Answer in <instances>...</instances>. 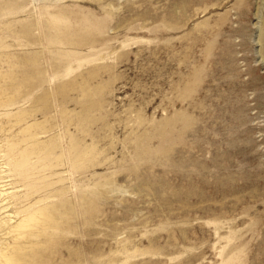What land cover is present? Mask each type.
Listing matches in <instances>:
<instances>
[{
	"label": "rangeland",
	"instance_id": "obj_1",
	"mask_svg": "<svg viewBox=\"0 0 264 264\" xmlns=\"http://www.w3.org/2000/svg\"><path fill=\"white\" fill-rule=\"evenodd\" d=\"M43 209L54 227L25 234ZM17 246L264 264V0H0V251Z\"/></svg>",
	"mask_w": 264,
	"mask_h": 264
},
{
	"label": "bare ground",
	"instance_id": "obj_2",
	"mask_svg": "<svg viewBox=\"0 0 264 264\" xmlns=\"http://www.w3.org/2000/svg\"><path fill=\"white\" fill-rule=\"evenodd\" d=\"M229 66V65H228ZM190 100V99H189ZM227 103V102H226ZM234 103V102H233ZM221 104V103H220ZM230 104V103H229ZM227 106V105H226ZM237 106V105H236ZM233 107V106H232ZM204 109V108H203ZM234 109V108H233ZM205 112V111H204ZM213 112V111H212ZM217 112V110H216ZM236 112H239V111H236ZM238 114V113H237ZM234 115V114H233ZM190 116V115H189ZM213 116V115H212ZM231 116V115H230ZM235 117V116H234ZM190 118V117H189ZM209 118V117H208ZM214 119V118H213ZM229 118H227L228 120ZM237 122H241V119L239 116L236 115V118ZM216 120V119H215ZM223 120V118H222ZM221 121V120H220ZM219 121V122H220ZM192 122V121H191ZM222 122V121H221ZM216 123V122H215ZM236 123V122H235ZM194 124V123H193ZM221 124V123H220ZM223 124H221L222 126ZM226 125V124H225ZM234 126V125H232ZM211 127V126H210ZM217 127V126H215ZM214 127V128H215ZM220 127V126H219ZM195 128V127H194ZM203 128V127H202ZM229 128V127H228ZM190 130V127H189V122H188V132ZM217 130V129H216ZM214 131V130H213ZM224 131V130H223ZM202 133V131H200ZM206 131H204L203 133H205ZM215 133V132H214ZM220 133V131H219ZM196 134V133H194ZM216 134V133H215ZM190 135V134H189ZM208 135V134H207ZM214 135V134H213ZM210 136V135H209ZM213 137V136H212ZM218 138V137H217ZM215 139V137H214ZM188 140H190V137L188 138ZM203 140V139H202ZM218 140V139H217ZM237 139L233 140L231 142V146L233 147V149H235L234 147L238 146L237 145ZM200 141V140H199ZM218 142V141H217ZM206 143V142H205ZM213 143V142H212ZM210 144V143H208ZM216 144V143H215ZM200 145V144H199ZM221 145V144H220ZM210 146V145H209ZM214 146V145H213ZM212 146V147H213ZM216 146V145H215ZM240 146V145H239ZM238 146V147H239ZM246 147V146H245ZM208 148V147H207ZM216 148V147H214ZM226 148V147H225ZM192 149V148H191ZM196 149V148H195ZM212 149V148H211ZM231 149V148H230ZM244 150V149H243ZM215 151V150H214ZM223 151V150H222ZM200 152V151H199ZM192 153V152H190ZM207 153V152H206ZM229 153V152H228ZM210 154V152H209ZM241 154V153H240ZM231 155V154H230ZM228 156V154H227ZM216 157V155L214 156ZM219 157H221V155H219ZM219 159V158H217ZM19 160V159H18ZM211 160V159H210ZM219 162V161H218ZM25 162H23V159L21 157V159L15 164V166L17 167H21L22 164H24ZM229 163V162H228ZM203 166V165H202ZM200 166V167H202ZM212 166V165H211ZM226 167V166H225ZM225 171V169H224ZM41 220H40V219ZM54 223V221L49 217L47 216L45 210H40V211H37L36 213H33V214H28V216L26 217L25 219V223L23 224V226H25L22 230L23 232H25V234H28L29 232H32V228L35 224H38L39 227H36L37 230H39L40 233H44V231L49 228H52L54 227L52 224ZM15 228V226H14ZM13 231V230H12ZM11 231V232H12ZM7 249V248H6ZM14 252L10 251V253H3L0 251V264H30L31 263V260H34V261H37L36 258H38L35 254H31L29 252H23V250L21 249V247H18L16 249H13ZM39 263V262H38Z\"/></svg>",
	"mask_w": 264,
	"mask_h": 264
}]
</instances>
